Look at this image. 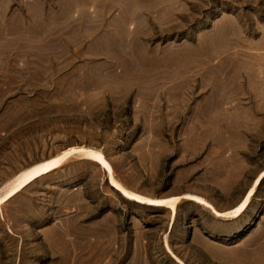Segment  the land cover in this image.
I'll list each match as a JSON object with an SVG mask.
<instances>
[{
    "label": "rangeland",
    "instance_id": "1",
    "mask_svg": "<svg viewBox=\"0 0 264 264\" xmlns=\"http://www.w3.org/2000/svg\"><path fill=\"white\" fill-rule=\"evenodd\" d=\"M63 156L0 264H264V0H0V202Z\"/></svg>",
    "mask_w": 264,
    "mask_h": 264
},
{
    "label": "bare ground",
    "instance_id": "2",
    "mask_svg": "<svg viewBox=\"0 0 264 264\" xmlns=\"http://www.w3.org/2000/svg\"><path fill=\"white\" fill-rule=\"evenodd\" d=\"M3 26H5L6 24H2ZM96 159L98 160V162L103 166V168L106 170V172L111 176L112 175V168L110 167V165L107 163V161L104 159V157L102 155H98L96 156ZM65 161V157H60V158H55L49 162H47L41 172L39 174H37L36 176H33L32 178H30L28 181H26L24 184L20 185L19 187H17L15 190H13L7 197H5L0 204L4 203L5 201H7L10 197L14 196L19 190H21L23 187H25L26 185H28L31 181H33L34 179H36L37 177L43 175V174H48L50 172H52L53 170H56L58 168H60L63 163ZM264 180V173L255 181L253 187L251 188V190L249 191L246 199L243 201V203L235 210L234 212V217H239L241 214L245 213L250 205H251V198L255 196L256 190L260 187L261 183ZM115 187L117 190H119L124 197L129 198V199H133L139 203H147L148 205L151 206H160V207H166L170 205L172 200H165V201H145L142 200L139 197L136 196H132L131 194H129L126 190H124L121 186H119L118 184H115ZM197 199V203L200 205H203L205 207H209V204L201 199ZM216 215L220 216V214L218 212H214Z\"/></svg>",
    "mask_w": 264,
    "mask_h": 264
},
{
    "label": "crops",
    "instance_id": "3",
    "mask_svg": "<svg viewBox=\"0 0 264 264\" xmlns=\"http://www.w3.org/2000/svg\"><path fill=\"white\" fill-rule=\"evenodd\" d=\"M245 193H246V192H245ZM244 195H245V194H244ZM244 195L242 196V198L240 199V201L243 199ZM240 201H239V202H240ZM239 202H238V203H239ZM236 205H237V204H236Z\"/></svg>",
    "mask_w": 264,
    "mask_h": 264
}]
</instances>
